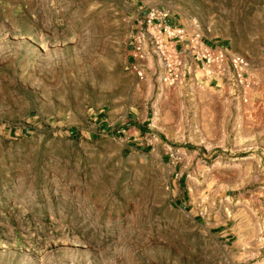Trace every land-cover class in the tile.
Here are the masks:
<instances>
[{
	"label": "rangeland",
	"instance_id": "obj_1",
	"mask_svg": "<svg viewBox=\"0 0 264 264\" xmlns=\"http://www.w3.org/2000/svg\"><path fill=\"white\" fill-rule=\"evenodd\" d=\"M151 8L264 62V0H0V264H264V123L234 149L146 41L135 73Z\"/></svg>",
	"mask_w": 264,
	"mask_h": 264
},
{
	"label": "crops",
	"instance_id": "obj_2",
	"mask_svg": "<svg viewBox=\"0 0 264 264\" xmlns=\"http://www.w3.org/2000/svg\"><path fill=\"white\" fill-rule=\"evenodd\" d=\"M205 41L207 43H211L206 39ZM177 46L181 49L183 48L182 43H178ZM157 69L160 77L162 69L159 61L156 66L152 64L149 70L155 73ZM247 81L249 86L237 83L229 71L223 76H207L200 69L199 64L193 59L190 53L186 52L184 53L183 76L176 84H181L180 90L184 95L187 92L189 95L191 94L192 101L187 103L186 98L183 110H185L187 114L193 115L196 118L197 123H201L204 117H212L215 119V123L218 126L222 125L225 127L229 124L235 126L233 131L236 133V137L232 135L230 146L235 144L233 147L234 149H237L246 144V132L244 126L254 120L259 121L260 124L264 123V62H262L257 70H255V72L251 75L248 70ZM162 85L164 84L162 83ZM251 85L253 86L254 91L257 92V96L248 101L247 94ZM198 89L204 90L206 96H203V93ZM156 109L159 112L157 105ZM158 112H156V114ZM154 119L155 117L153 120ZM153 120L152 125H154ZM142 129V124L133 123L128 131L132 130V133L136 135L133 137L134 140L148 139V133L142 132ZM226 138L227 135H225L221 140H218L216 142V146L218 148H225ZM207 141L208 140L205 139L203 145ZM150 142L151 141L148 139L145 144L148 145ZM211 143L213 142L211 141ZM166 149L171 150L168 145Z\"/></svg>",
	"mask_w": 264,
	"mask_h": 264
},
{
	"label": "built area",
	"instance_id": "obj_3",
	"mask_svg": "<svg viewBox=\"0 0 264 264\" xmlns=\"http://www.w3.org/2000/svg\"><path fill=\"white\" fill-rule=\"evenodd\" d=\"M167 12L149 9L136 22V31L130 36V56L135 61L131 68L138 76L143 70L140 63L147 57L145 41L160 62V81L166 86L176 84L183 76L184 53L189 52L207 76H223L230 72L234 80L248 86L249 63L244 56L227 47L207 43L198 29L189 32L185 27L166 21ZM183 44V48L177 46ZM148 139H144L146 142Z\"/></svg>",
	"mask_w": 264,
	"mask_h": 264
},
{
	"label": "bare ground",
	"instance_id": "obj_4",
	"mask_svg": "<svg viewBox=\"0 0 264 264\" xmlns=\"http://www.w3.org/2000/svg\"><path fill=\"white\" fill-rule=\"evenodd\" d=\"M155 104H156V103H155ZM154 111H155L154 114L157 115L156 112H158V111H157V109H156V105L154 106ZM155 115H154V116H155ZM153 124H154L155 126L157 125V120H156V118L153 120Z\"/></svg>",
	"mask_w": 264,
	"mask_h": 264
}]
</instances>
